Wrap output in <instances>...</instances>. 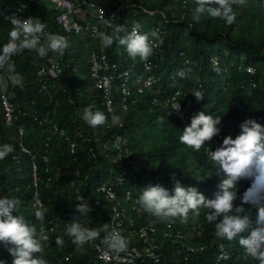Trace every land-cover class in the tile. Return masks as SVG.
Returning a JSON list of instances; mask_svg holds the SVG:
<instances>
[{
	"label": "trees",
	"instance_id": "obj_1",
	"mask_svg": "<svg viewBox=\"0 0 264 264\" xmlns=\"http://www.w3.org/2000/svg\"><path fill=\"white\" fill-rule=\"evenodd\" d=\"M129 1L135 4L142 3L147 9L155 11L151 16L142 9L130 8L132 19L128 23L127 30L130 32L136 21L145 15L146 22L138 31L159 42L161 51L157 56L154 54L150 56L159 64L157 75L160 76L161 95L156 94L158 99L160 97L163 100L166 97L164 95L171 89L180 88L187 94L182 95L184 105L185 98L190 96L194 99L192 92L199 90L204 96L203 99L208 97L219 101L221 115L229 118L226 125L234 120L240 128V124L250 118L264 126V0H245L242 6L233 5L236 19L231 25L219 18H211L207 14L201 15L199 21H194L192 18L196 7L194 0ZM97 2L104 3L105 0H97ZM21 4L26 7L24 13L27 18L40 19L44 23L45 34L61 32L56 23L59 14L56 7H48L41 0H0V49L10 38L9 33L13 27L11 17L15 8ZM75 19L82 21L77 14ZM101 31L111 33L104 24H101ZM153 33H156V36H153ZM119 34L125 35L123 32ZM41 40L43 43L44 37ZM66 40L68 47L63 55L49 52L46 57L40 58L35 51L25 49L21 54L12 57L14 71L9 72L6 66L0 69V77L6 76L4 87L0 88V146L9 144L14 149L0 160V198H3L1 194L6 192L10 199L19 201V211L14 214L22 215L25 222L35 229V235L38 232L37 220L30 213L29 203L33 194L32 164L35 166L37 189L51 218L61 215V210L69 214L77 212L76 205L81 203L77 198L83 196L92 204L94 200L99 201L98 206L93 205V221L104 222L109 206L102 196L101 199L88 197V194L97 192V186H91V180L113 182L117 173H124L126 176L122 185L114 186L118 200L121 202L127 188L132 192L142 191L141 187L132 188L133 184H138L141 179L152 185H161L170 192L175 183L173 176L182 186L196 187L204 195L203 189L210 191L214 185L217 186L221 177H214L213 167L205 159L204 145L199 151L193 149L190 153L181 150L183 148L179 140L181 135L179 132L182 131V127L179 119L172 112L162 119L159 115L163 114L164 110L153 106L151 100L155 95L150 92L137 94L134 104L137 108L132 110L133 104L129 102L130 109L126 112H122L119 107L121 94L114 93L111 107L114 115L120 120V125L109 126V123H105L95 127L97 132L101 133L102 143L109 137L125 138L127 153L135 159L133 165L128 164L127 159L115 161L116 150L113 149L110 161H115L111 163L115 172L110 174V165L104 161L105 155L110 152L101 146L100 156L98 153H93L96 159L89 152L92 144L90 134L94 129L84 122L82 112L86 107H90L87 97L92 94L87 89L88 84L78 80L76 76L78 70H75V74L69 72L57 77L42 75L40 80L37 79L34 62L45 65L49 55L62 56L65 60L73 59L72 62L77 63L82 71L83 62L86 64L87 62L82 59L79 61L78 55L83 52L82 49H87L89 44ZM103 50L110 62L126 66L133 61L118 41L114 40L110 47ZM185 61L188 64H185ZM240 64L242 67L238 68ZM246 66L252 67L253 72H247L244 68ZM164 68L167 71L162 73ZM180 70L185 71L183 78L178 75ZM9 75L11 78L18 77V82L14 83L13 79L10 80ZM50 82H54L55 85L51 86ZM42 83H46L49 93L38 94V91L42 90ZM2 95L11 108L10 125L5 124ZM222 104L225 108L221 107ZM97 108L108 120L109 113L102 100ZM151 108L155 110L152 123L141 129V125L146 121L145 115ZM73 115L77 117V124L84 134L75 137L82 146L72 155L69 152L70 140L60 131L68 133L71 127L72 129L77 127L72 123ZM33 116L37 119L34 120ZM136 116L141 117L142 124L135 120ZM157 119L160 122L159 128L155 124ZM19 125L24 128L20 135L17 132ZM138 131L141 134H138ZM19 142L29 150L30 154L20 149ZM177 151L179 154L172 156ZM158 152L162 160L161 164L152 158V155ZM165 157H169L171 161H164ZM70 180L76 182L80 192L64 189L65 183ZM55 185L58 187L56 188ZM241 197L242 193L237 192L234 205H247L246 203L241 205ZM124 205L130 206L128 202ZM199 211H203L205 216L200 213L194 223L190 222L195 216L192 211L189 212L187 222L182 223L178 218L170 221L173 237H175L174 229H179L186 238L176 237L174 242H165L162 251L167 257L160 264H176L172 257L178 259V264H211L220 251L223 252L221 264H260L259 260L246 255L245 249L239 243V236L233 240L216 237L214 234L216 222L208 223L206 209L201 208ZM142 214V217L136 219L137 224L155 222L156 225L162 226L165 223L157 221L145 210ZM248 217L250 223L254 224L253 213ZM192 224L197 227L192 229ZM59 230L58 237L65 245L64 251H73L78 247L72 243L71 238L61 227ZM241 235L247 236L248 232ZM182 241L202 244L204 249L199 253L191 254L189 259L184 261L179 255ZM42 246L45 248V257L50 261L57 257V252L62 251L57 249L53 241L50 242L49 234L42 240ZM7 252V247L0 243V258L7 259ZM77 261L86 262V259H81L79 256L72 259V264H76ZM137 264L153 263L145 260Z\"/></svg>",
	"mask_w": 264,
	"mask_h": 264
},
{
	"label": "clouds",
	"instance_id": "obj_2",
	"mask_svg": "<svg viewBox=\"0 0 264 264\" xmlns=\"http://www.w3.org/2000/svg\"><path fill=\"white\" fill-rule=\"evenodd\" d=\"M121 1L135 4L129 0ZM194 3L196 5L192 16L194 21H199L201 15L207 14L211 18H219L226 24L231 25L236 19L233 5L242 6L245 4V0H194ZM135 5L143 7L142 3ZM144 7L146 6L144 5ZM132 9L141 8L134 6ZM81 23L83 22L81 21ZM11 24L13 27L9 33L10 38L0 49V69L6 66L9 72L14 71L12 57L21 54L25 49L35 51L40 58H43L49 52L63 55L68 47V42L63 36L55 33L45 34V25L33 17L21 19L13 16L11 17ZM104 25L106 27L112 26L110 20H105ZM138 29L139 25L134 24L132 30L129 32L127 27L125 28L123 25H120L116 27L114 32L109 29L110 34L101 31L98 35L103 47H110L115 40L118 41L120 46L125 48L127 56L137 59V62L141 60L147 61L153 54V48L149 43L148 36L141 34ZM121 32L125 33V35H119ZM42 36L44 37L43 43L41 40ZM153 36H156V33H153ZM85 37L90 38L89 36ZM157 39H159L158 36ZM71 40L80 42L78 38L74 40L72 35ZM91 48L89 45V49ZM88 54L89 51L86 57L82 58L83 61L88 59ZM86 67L84 76L89 79L88 86L90 88L87 64ZM158 67L159 64L157 63L154 71L156 81L149 88L133 90L124 96L120 93L122 96L120 104L126 105V109L122 108L121 111L126 112L130 109L129 102L133 104L131 108L133 109L137 94L149 92L154 94L155 96L152 98L151 103H153V106L163 108L164 110L163 114L159 116L163 119L164 116L172 112L179 119L182 127V131L179 132L181 134L179 140L183 148L181 150L190 153L193 149L199 151L202 145H204L205 159L211 163L214 177L219 176L221 179L217 186L214 185L212 190L206 191L203 189L204 195L196 187L182 186L180 181L175 180L173 176L172 179L175 183L171 192L158 184L149 185L142 189L137 202L143 206V209L147 213L162 223L170 222L177 218L182 223L187 222L190 211L199 216V210L204 208L207 210L206 219L208 223L216 222L214 225L216 237L233 240L239 236V243L245 249L246 255L259 260L260 264H264V126L250 118L245 119L240 124V128L234 120L226 125V121L229 118H224L221 115L219 101L208 97L203 99L204 96L199 90L192 92V95L195 97L194 99L190 96L186 97L184 105L182 103V95L185 93L180 88L171 89L164 95L166 97L163 100L160 97L158 99L156 94L159 93L161 95V91H159L161 86L160 76L157 75ZM241 67V64L238 65V68ZM244 68L247 72H253V68L250 66ZM75 70L81 71L80 66L71 68V72H74V74ZM178 75L183 78L185 71L180 70ZM8 77L11 78L10 75ZM12 79L14 83L18 82V77H12ZM48 90V87L39 90L38 94L49 93ZM96 94L99 100L103 102L102 96L97 91ZM8 107L10 108L9 105ZM33 119L36 120L37 117L33 116ZM82 119L93 128L107 123L105 114L99 110L93 111L91 107H86L83 110ZM11 123L12 117L10 123L7 124L5 121L6 125H10ZM117 123L118 118L113 116L109 126ZM23 130V126L19 125L17 127L19 135L22 134ZM79 131L82 130L77 124V127L73 129L71 127L68 133H64L63 130L60 132L70 142H78L77 149H79L82 144L75 139ZM18 145L24 151L22 147H25L20 142ZM90 146L96 147L93 140ZM207 147L212 148L209 154L206 151ZM13 150V146L9 144L0 146V160H3ZM25 152L30 154L29 150ZM44 159L46 160L45 157ZM31 183L33 185V194L29 201L31 207L30 213L34 215L36 220L39 218V213L36 214L37 218L35 216V206L33 205L36 192L40 201L39 206L42 205L45 217L42 224L45 226L47 233L43 239L47 238L49 234L50 242L53 241L57 249H62V251L57 252V257L53 261L45 257V248L42 246L43 239L38 237V221V232L35 235V229L25 222L24 217L14 214L19 211V201L10 199L5 192L1 194L3 198H0V243L7 247L8 252L7 259L0 258V264H47L46 260L49 264H54L56 259H63L64 255L69 252L73 253V257L65 264H72V259L79 256H81V259H86L87 261L91 253L89 241L97 240L100 237V233L102 235V232L106 233L104 242L110 249L117 253L126 250L128 241L118 231H109L107 224L104 225L105 220L100 223L93 221V205L98 206V200H94L92 204L87 199H84L83 196H80L77 198V200L81 201V203L76 205L77 212L69 214L61 210V215L51 218L41 198V193L37 189L34 164H32ZM75 183L74 180L68 181L65 183L64 189H73L77 193L80 192V188ZM55 187L57 188L58 186L55 185ZM234 188L236 190H233ZM237 192L242 193L240 199L241 205L245 203L247 205H234ZM98 198L100 199L99 195ZM84 200L85 202H83ZM250 213H253L254 224H251L249 221L248 215ZM193 225L196 226L192 224L191 227ZM59 227L71 238L72 243L78 246L73 251H64L65 245H63L62 239L58 237L60 233ZM246 231L248 232L247 236L241 235ZM222 258L223 252L220 251L211 264H221ZM225 258H227L226 255ZM78 262L82 261H77L76 264Z\"/></svg>",
	"mask_w": 264,
	"mask_h": 264
},
{
	"label": "built area",
	"instance_id": "obj_3",
	"mask_svg": "<svg viewBox=\"0 0 264 264\" xmlns=\"http://www.w3.org/2000/svg\"><path fill=\"white\" fill-rule=\"evenodd\" d=\"M30 1V0H29ZM54 4V6L59 10V14L56 17V23L61 29L59 35L63 36L65 39H71L72 33H83L84 36H89L90 38L96 40L95 44L89 49L88 59L86 60L88 65V74L90 77V89L97 91L100 96H102L103 103L109 113V118L107 123L111 124L114 112L112 111V96L114 93H121L122 96L128 95L133 90H143L144 88H149L155 83V69L157 63L152 59L148 58L147 61H139L133 59V61L128 64V66L119 65L116 62H110L105 54V50L101 45L98 33L101 32V24H104L105 20L111 21V29L113 32L116 27L123 25L125 28L131 20L132 13L129 10L134 6L141 8L149 15H154L155 11L145 9L141 5L129 4L122 2L121 0H105L104 3L97 2V0H48ZM112 8V9H110ZM26 9L25 5L21 4L15 8L13 16L21 19L27 18L24 13ZM129 10V11H128ZM75 14L79 15L82 22L75 19ZM39 22L43 23L40 19ZM168 21V20H166ZM44 24V23H43ZM140 27V24H137ZM45 29V28H44ZM158 29L157 27L155 28ZM120 35V34H119ZM43 37V36H42ZM74 40L77 38L72 36ZM149 43L153 48L154 56H157L161 51L159 47V42L153 40V38H148ZM99 49V50H98ZM64 54V53H63ZM73 59H64L62 56L49 55L46 58V64L34 62L36 75L38 80H40L42 75L57 77L64 75L65 73L71 72V68H77L76 63H72ZM69 68V69H68ZM74 73V72H71ZM51 86H54V82H50ZM46 83L41 84V89H46ZM2 103L5 109V121L10 123L11 121V109L5 101V96L2 95ZM120 109H126L125 104H120ZM180 115V114H179ZM120 120L118 123L120 125ZM116 125V124H115ZM94 132L90 138L95 142L96 147L90 146L89 152L98 153L101 152V146L104 150H116V152H122L126 150V140L122 137L109 138L106 144L102 143L101 133H98L95 128ZM76 134V132H75ZM83 135L82 131H79L78 136ZM119 138V139H118ZM123 142V147L119 146V142ZM112 142V143H111ZM99 143V145H97ZM70 153H75L77 150L78 142H70ZM107 146V148H105ZM24 151H27L22 147ZM96 159V156L93 154ZM114 160L117 159L114 156ZM126 180L124 173H117L113 178V182H102L98 184L96 188L97 193L101 199L109 203V210L107 212V217L105 224L108 226L109 231H118L122 237L127 241V248L122 252H115L110 249L108 245L104 242L105 232L100 233V237L97 240L89 241V247L91 253L86 262H78L77 264H137L138 261H150L153 264H159L163 259L167 257L164 255L162 248L165 242H174L175 238H183L184 235L181 234L179 229H174L175 234L173 237V232L171 229V222H165L162 226H158L155 222H148L147 224H137L136 219L142 217L143 206L140 205L138 201V196L141 191L137 192L131 191L127 188L124 191L123 201L118 200V195L114 189V186L122 185ZM35 184V183H34ZM135 186V187H134ZM145 188V185L133 184L132 188ZM35 200L33 205L35 206V216L37 218V213H39V218L37 221L39 223L38 237L42 239L46 237V228L42 224L45 220L44 212L42 210V205L35 192ZM129 203L130 206L126 207L124 203ZM103 225V226H104ZM195 229L196 226H192ZM186 238V237H185ZM181 242L180 256L184 261H187L191 254L199 253L203 250L204 245L195 244L193 242L185 243ZM178 251V250H177ZM175 255V254H173ZM73 257V253L69 252L64 255L63 259H56L54 264H65ZM173 262L179 263L178 259L172 257ZM47 264L49 262L46 260Z\"/></svg>",
	"mask_w": 264,
	"mask_h": 264
},
{
	"label": "rangeland",
	"instance_id": "obj_4",
	"mask_svg": "<svg viewBox=\"0 0 264 264\" xmlns=\"http://www.w3.org/2000/svg\"><path fill=\"white\" fill-rule=\"evenodd\" d=\"M42 1V3L43 4H45V5H47L48 7H53L54 6V4L53 3H51L50 1H48V0H41ZM146 4H148V3H146ZM143 7H144V5H143ZM145 9H147L146 7H144ZM145 15L144 16H141V18L140 19H138L137 21H136V24H140V26L142 25V24H144L145 22H146V20H145ZM153 19H154V17H153ZM72 36H74V37H76V38H78L79 40H80V44L82 43V44H84L85 42H87L89 45H90V47H92L94 44H95V42H94V39H92V38H86L85 36H84V34L83 33H72ZM88 49H89V46L87 47V49L85 48V49H82L83 50V52H81V54H79L78 56L80 57V58H78V60L80 61L82 58H85L86 57V55H87V52H88ZM185 64H188V62H186L185 61ZM167 71V69L166 68H164L163 70H162V73H165ZM85 72H86V63L85 62H83V69H82V71H78V72H76V76H77V78H78V80H80L81 81V83H86V84H88L89 85V79L87 78V77H85L84 75H85ZM5 77L6 76H3V77H0V81L1 82H3V83H0V88L2 89V86L4 87V84H5ZM11 80H12V78H11ZM87 89L91 92V96H88L87 97V99H88V105L90 106V107H92L94 110H99L97 107L99 106V104H100V100H99V98H98V96H97V94H96V91H94L93 89H90L89 88V86H87ZM84 96V95H83ZM212 102H215V101H212ZM222 108H225L224 107V105L222 104V106H221ZM137 108V106H135L133 109H136ZM132 109V110H133ZM99 111H101V110H99ZM154 113H155V110L154 109H149V111L146 113V115H145V122L142 124V119H141V117H138V116H136L135 117V120L139 123V124H142L141 125V129H143V128H145V127H148L152 122H151V120L154 118ZM134 114H136V113H134ZM159 119H161V118H159ZM72 123H74V125H76L77 126V117L76 116H72ZM155 124H156V126H157V128H159L160 127V122H159V120L157 119L156 121H155ZM158 130V129H157ZM159 131V130H158ZM160 132V131H159ZM138 134H141V133H139V131H138ZM121 137V136H120ZM119 137V138H120ZM118 138V139H119ZM125 139V138H124ZM107 143V141H104L103 142V144H106ZM119 144V146L122 148L123 147V142H119L118 143ZM97 145H99V143L97 144ZM105 148H107V146H105ZM192 150V149H191ZM179 151H181V150H179ZM179 151H177V153L176 154H174V155H172V156H174L175 157V155H177V154H179ZM207 152H208V154H209V152L210 151H212V148H208L207 147V150H206ZM108 152H110V153H107L106 155H105V159H104V161H105V163L106 164H108V165H110L109 166V173L110 174H112L113 172H115V170H114V168H113V166L111 165V163H113V162H115V161H110V157L112 156V150L111 151H108ZM122 153H123V151L122 152H116L115 153V156H116V158L118 159L119 158V160H121V159H127V163L128 164H130V165H133V163H134V161H135V159L134 158H131L130 156H129V154L128 153H126L125 151H124V155H122ZM171 157V156H170ZM152 158H153V160L155 161V162H157V163H159V164H161V162H162V160H161V157L159 156V152L158 153H155V154H153L152 155ZM163 160L164 161H171L170 160V158L169 157H165V158H163ZM193 165H194V163H193ZM100 167H101V165H100ZM101 171V170H100ZM101 173V172H100ZM140 182L138 183L139 185H145V187H147V186H149V185H152V184H150V182L148 183V182H146L144 179H141V180H139ZM145 181V182H144ZM101 182V179L100 180H95V179H92L91 180V186H93V187H96L99 183ZM137 192H139V190H137ZM91 196H93V197H95V198H98V194L96 193V192H94V193H90V194H88V197H91ZM193 213V212H192ZM200 213H202L203 214V216H205V213L203 212V211H200ZM194 214V213H193ZM195 215V214H194ZM197 217L198 216H194L193 218H192V220H190V222H192V223H194V222H196V219H197ZM186 236H188V235H186Z\"/></svg>",
	"mask_w": 264,
	"mask_h": 264
}]
</instances>
